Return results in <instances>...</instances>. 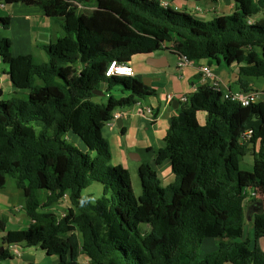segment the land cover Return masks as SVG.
I'll return each mask as SVG.
<instances>
[{
	"label": "trees",
	"instance_id": "1",
	"mask_svg": "<svg viewBox=\"0 0 264 264\" xmlns=\"http://www.w3.org/2000/svg\"><path fill=\"white\" fill-rule=\"evenodd\" d=\"M233 1L230 14L202 21L160 0H0L37 6L60 26L58 37L40 46L48 56L43 63L30 53L13 55L11 39L0 37L4 72L26 93L0 98V190L12 179L31 221L6 229L0 219V260L13 257L9 246L26 245L58 264H264L263 101L242 106L208 84L189 93L156 158L170 160L175 181L161 187L155 169L141 163L137 198L128 169L110 164L101 127L116 109L153 92L133 76H106L111 60L129 63L169 45L192 62L215 59L238 65L241 76L264 78V0ZM0 22L7 29L10 18ZM254 119L260 126L244 142ZM247 153L251 170L239 167ZM93 182L102 184L95 201L82 196ZM251 189L263 209L252 215L253 240L241 241ZM62 199L68 205L60 217L48 207ZM209 237L218 245L201 257Z\"/></svg>",
	"mask_w": 264,
	"mask_h": 264
},
{
	"label": "crops",
	"instance_id": "2",
	"mask_svg": "<svg viewBox=\"0 0 264 264\" xmlns=\"http://www.w3.org/2000/svg\"><path fill=\"white\" fill-rule=\"evenodd\" d=\"M160 1L174 10L187 13L190 11L196 15V19L202 21L209 20L208 15L214 17L226 15L236 9V3L233 0H209L206 8L200 5L204 0L200 2L193 0ZM0 17L10 18L7 29L3 28L0 22V37L11 39L13 55L30 53L35 59L39 57L43 59L42 61H47L48 56L40 46L54 41L60 34L58 17L49 16L37 6L1 2ZM177 59L178 56L169 49V45L152 53L134 55L130 60L134 69L133 77L147 85L153 92H149L142 103H133L116 109L114 113L120 114L119 123L115 119L101 125L102 133L111 151V164L124 165L128 168V161L131 160L137 163L135 166H131L134 171L141 163L146 162L155 169L162 186L172 184L175 181V176L168 158L163 159L160 163L156 162V158L158 152L165 147L164 138L171 119L180 110L182 103L180 97L196 91L201 85L209 84L200 71L202 65H208L220 79L221 92H239L245 91V88L263 91L261 101L264 102V78L241 76L236 64L224 66L215 59H204L191 62L179 69L176 66ZM4 71H6L5 68ZM240 79L245 82L246 87L241 85ZM5 83L0 77L1 99L9 98L7 94H26L22 90L15 89L10 82L7 92H4L2 86ZM167 95H172V99L168 100ZM139 108H150L153 119H151L152 114L148 115L146 111L140 112ZM197 118L199 123H204L205 113L199 112ZM259 145L257 140L249 147L251 150H257ZM252 164L248 162L249 167H252ZM129 172L132 182L133 176L130 169ZM1 214L2 208L0 209V219L4 222L6 229L27 228L31 222L24 211L22 213L14 212L12 219H6V216ZM3 236L4 232L0 231V247H4ZM9 248L11 253L14 248L18 250V253H12V258L0 260V264H58L56 256L48 255L39 246L11 245Z\"/></svg>",
	"mask_w": 264,
	"mask_h": 264
},
{
	"label": "rangeland",
	"instance_id": "3",
	"mask_svg": "<svg viewBox=\"0 0 264 264\" xmlns=\"http://www.w3.org/2000/svg\"><path fill=\"white\" fill-rule=\"evenodd\" d=\"M209 3V0H204L200 5L204 8L207 7ZM190 13L193 17H196L195 14H193L192 12H188ZM207 18H209V20H212L214 18V16L212 15H208ZM207 21V20H206ZM42 58L37 57L35 59V61L37 63H42V62H46V61H42ZM4 68L6 69V66L1 62L0 63V77L3 81H5V85H3V91L7 92V89L9 87L8 85V77L7 74L4 72ZM8 85V86H7ZM113 94L118 95L116 90L111 91ZM8 97L11 96H15L17 98H24L25 96L22 95V93L16 94V95H8ZM6 96V97H7ZM99 100H102L103 102L106 101V96H102V97H98ZM104 136V135H103ZM105 138V137H104ZM252 159L253 156L249 153L243 155L240 157L239 160V167L243 170H251L252 167L248 166V162L252 164ZM110 164H111V159H110ZM122 164V163H121ZM128 168L131 170L132 172V191L133 194L135 195V197L137 198L139 196V194L141 193V186H140V181L137 175V170L132 169V165L135 166V162L133 161H128ZM112 165V164H111ZM124 166V165H122ZM126 167V166H124ZM127 168V169H128ZM128 169V171H129ZM160 186L162 187V185L160 184ZM102 193V184L99 182H93L92 184H90L88 187H86L85 189L82 190V196L84 197H88L90 198L91 201H95L97 198H99L101 196ZM23 197L22 194L20 193V191L17 189V187L15 186V182L12 179H8L7 184L5 186L4 189L0 190V209L2 208V214H4L6 217V219L8 218H13L14 217V212L18 213V212H23ZM68 205V203L66 202L65 199H62L60 202H57L51 206L48 207L49 210L53 211L54 213H56L58 216H63L64 211L66 206ZM1 214V215H2ZM253 240V229H252V224H251V220H247V218L245 219V224H244V231L243 234L240 238H238L237 240ZM260 244L262 246V248L264 249V239L260 241ZM218 245V239L217 238H205L201 248L199 250V254L200 256H204V254L216 249ZM84 264H87L86 262H84Z\"/></svg>",
	"mask_w": 264,
	"mask_h": 264
},
{
	"label": "built area",
	"instance_id": "4",
	"mask_svg": "<svg viewBox=\"0 0 264 264\" xmlns=\"http://www.w3.org/2000/svg\"><path fill=\"white\" fill-rule=\"evenodd\" d=\"M163 6H166V3H162ZM177 68H182L188 64H190L192 61H190L185 55H177ZM200 71L204 77L205 80L208 81V85L211 86L214 90L221 92V81L220 79L213 73V71L210 69L208 65H202L200 67ZM106 76H133L134 75V69L130 62H119L116 60H111L107 68L105 70ZM223 97L235 102L240 103L242 106H247L251 103L259 102L261 101V95L263 94V91H254V90H246V91H239V92H222ZM167 99L171 100L172 95H167ZM187 95H182L180 97V100L182 102L186 101ZM139 111H146L148 115L152 114V111L150 108L142 109L139 108ZM120 114L114 113L113 118L111 120H115L116 118H119ZM153 118V117H152ZM151 118V119H152ZM110 120V121H111ZM252 128L246 129L243 133V139L244 142H248L251 135H252ZM261 198L253 189L248 191V194L246 196V201L248 202L250 199H256ZM13 254H17L18 250L16 248L13 249Z\"/></svg>",
	"mask_w": 264,
	"mask_h": 264
},
{
	"label": "water",
	"instance_id": "5",
	"mask_svg": "<svg viewBox=\"0 0 264 264\" xmlns=\"http://www.w3.org/2000/svg\"><path fill=\"white\" fill-rule=\"evenodd\" d=\"M99 95H102L101 91L96 92ZM119 118H116V121L119 123ZM261 121L259 119H254L251 120L247 126L246 129H257L260 126ZM263 209V204L260 198H256L253 201L248 202L247 206H246V211H245V217L247 218V220H251L252 219V215L253 214H257V213H261Z\"/></svg>",
	"mask_w": 264,
	"mask_h": 264
},
{
	"label": "clouds",
	"instance_id": "6",
	"mask_svg": "<svg viewBox=\"0 0 264 264\" xmlns=\"http://www.w3.org/2000/svg\"><path fill=\"white\" fill-rule=\"evenodd\" d=\"M84 202H85V201H83V200L81 201V206H83Z\"/></svg>",
	"mask_w": 264,
	"mask_h": 264
}]
</instances>
